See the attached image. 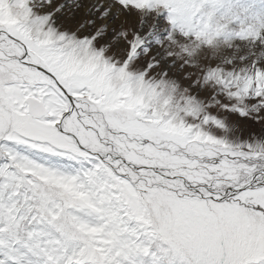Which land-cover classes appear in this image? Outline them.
Listing matches in <instances>:
<instances>
[{
	"label": "snow or ice",
	"instance_id": "6c2138e0",
	"mask_svg": "<svg viewBox=\"0 0 264 264\" xmlns=\"http://www.w3.org/2000/svg\"><path fill=\"white\" fill-rule=\"evenodd\" d=\"M0 264H264V0H0Z\"/></svg>",
	"mask_w": 264,
	"mask_h": 264
}]
</instances>
